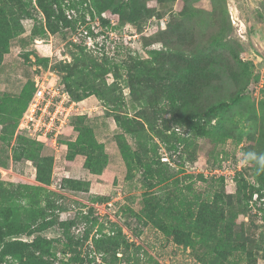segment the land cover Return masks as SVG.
Listing matches in <instances>:
<instances>
[{
	"label": "rangeland",
	"instance_id": "obj_1",
	"mask_svg": "<svg viewBox=\"0 0 264 264\" xmlns=\"http://www.w3.org/2000/svg\"><path fill=\"white\" fill-rule=\"evenodd\" d=\"M25 1L31 17L23 15L24 31L11 41L0 65V103L19 96L28 82L35 84L38 78H54L61 86L55 64L72 61L69 44L73 43L87 46L101 62L107 59L113 67L107 83L118 84L114 95L118 112L130 118L140 116L141 125L132 124L133 134H128L115 121L119 113L107 114L98 97L74 100L80 112L73 118L87 116L97 142L104 146L103 171L87 169L85 156L69 157L67 142L78 136L72 123V131L60 139L59 152L43 145L41 153L54 158L52 184L35 196L25 188L38 185L35 164L24 154L20 160H13L15 150L22 152V138L32 139L17 130L12 136V120L0 114V223L5 220L3 214L12 210L19 217V225L27 228L42 221L31 223V212L25 210L30 205L45 209L52 202L62 208L48 209L46 216H56L59 222L76 220L70 230L71 240L64 239L58 226L31 238L27 234L18 237L31 242L41 235L49 240L51 255L45 258L50 264H78L73 261L77 255L88 256L97 264H264L262 173L255 163L242 162L247 151L264 152V89L251 91L253 74H264V0L151 1L147 7L153 10V16L143 22L141 32L130 23L118 28V16L110 11L103 16L113 18L114 25L104 26L86 6L73 9L70 0H63V9L74 28H64L60 23L58 31L46 35L34 34L46 28L37 0ZM185 12L190 16L186 26L192 33L193 52L206 48L213 38L219 42L213 47L216 51H211L210 62L200 63L201 69L206 66L208 70L192 75L203 90L191 98L194 104L189 112L197 108L203 112L213 104L243 95L232 110L206 118L205 136L196 135L182 121V115L188 112L182 113V107L173 104L168 92L172 79L156 78L150 81L151 88L140 84L135 91L142 88L146 95L133 93L129 87L137 62L150 59V50L169 51L161 43L145 48L142 38L165 31L172 16L182 18ZM160 13L165 14L161 19ZM136 33L138 38H128ZM222 44L235 48L252 65H236ZM37 58L49 59L47 68ZM162 66L173 70L169 64ZM116 69L118 78L114 75ZM157 170L168 179L156 174ZM66 179L88 184V191L68 189ZM146 198L150 200L149 215L144 209ZM199 208L209 218L215 212L220 220L211 232H206L209 225H191H195ZM189 209L193 217L187 215ZM166 225L171 226L170 231L162 229ZM229 226L231 234L227 232ZM119 229L123 230L121 234ZM86 232L90 233L89 240L84 239ZM93 237L103 239L109 250H96ZM227 242L233 248L218 253L220 245ZM11 261L7 258L5 264Z\"/></svg>",
	"mask_w": 264,
	"mask_h": 264
},
{
	"label": "trees",
	"instance_id": "obj_2",
	"mask_svg": "<svg viewBox=\"0 0 264 264\" xmlns=\"http://www.w3.org/2000/svg\"><path fill=\"white\" fill-rule=\"evenodd\" d=\"M151 1H157L159 3L171 2L172 0H70V8L78 9V6H86L90 11L92 16H99L101 22L104 26H111L109 18H105L103 14L106 11H110L113 16H118V28H122L125 23H130L137 26V31L141 32L143 30V22L145 23L153 16V10L149 9L148 3ZM188 1V0H187ZM195 1V0H194ZM213 1V0H212ZM63 0H37L36 4L38 9L43 13L45 18V27L37 29L35 35H46V33L54 34L59 29V24L61 23L64 28H74V22L69 20L63 9ZM28 3L25 0H0V65H2L4 55L9 52L11 41L19 37L23 31L24 27L22 24L23 15L30 16L31 13L27 10ZM186 7H189L188 5ZM79 10V9H78ZM96 12L97 14H95ZM213 11V15H214ZM224 13H227L226 8H224ZM188 12L182 13V18L171 17L170 26L162 32H159L152 37H143V46L145 48L152 47L154 44L161 43L169 48L166 50H150V59L144 60V62H137L135 74L131 75L129 78V87L134 92L142 93L146 95V92L140 88V84H145V86H150V81H156L158 79L170 80L172 79L171 85L169 86V94L173 100V104L177 107H182L187 114L182 115L181 119L184 121L190 129L198 136H205L207 134V117H216L221 112H226L232 110L235 106L239 105L243 100L242 94H237L230 101H221L217 104H213L206 108L203 112L202 109L189 112L192 108L194 102L191 98L196 96V94L201 93L203 88H200V84L196 80L193 74L197 73L198 70H208L205 66L204 69L200 68L201 62H210L211 51H216L215 44H219L217 38H213L212 42H209L208 48L196 49L193 52V44L191 41V31L187 28L186 21L190 18L188 17ZM165 14L160 13L158 17L161 19ZM216 19V17H215ZM223 23H225V17H223ZM223 30V28H221ZM221 34V33H220ZM72 45V46H71ZM224 47L230 51L233 62L239 66L252 65L251 63L245 62L243 58L240 57V52L236 51L235 48L228 46V44H222ZM69 49L72 55V61L63 62L60 61L55 64V68L59 71L60 77V87L67 91L73 100L82 101L88 97L96 96L104 103V108L107 109V114L109 112H118L116 106V98H114L115 93L118 91V84H108L106 77L112 73V66L108 63L107 59L101 62L98 56L90 54L88 47L85 45L69 44ZM214 51V52H215ZM39 64L45 65L47 68L49 64V59L47 58H37ZM170 65L173 70H165L161 65ZM63 73V76L60 73ZM116 78L119 77V69L114 72ZM260 81V73L253 74L251 80V91L253 92L258 87ZM264 87L261 89L263 90ZM152 93V89H149ZM35 92V85L32 82H28L21 94L15 98L8 99L0 103V114L4 115L8 119H11L12 125V136L18 128L19 121L25 109L27 108L33 94ZM179 103V104H177ZM263 104V103H262ZM110 109V110H109ZM140 116H135L130 118L125 116L124 113L116 114L115 121L118 122L124 131L128 134H133L132 124L141 125ZM74 129L78 136L75 141H68L69 157L73 159L77 155H82L86 157L85 167L87 169L94 170L96 172H102L105 166V154L103 153L104 146L99 144L95 138V133L93 126L88 122L87 116H77L72 119ZM66 141V139H63ZM21 145V151L15 150L13 153V160H20L21 156H26L28 160L33 161L36 168L35 180L38 185H27L25 186L27 191L34 192L35 196L42 191H46L45 187L51 186L52 184V174H53V162L54 158L52 155L42 154L41 150L43 144L30 139H23ZM21 154V155H20ZM123 154L127 156L126 151ZM140 159V158H138ZM99 166V167H97ZM99 169V171H97ZM164 177L163 179H168L166 174H163L157 170L156 174ZM262 173L261 182L264 186V172ZM66 187L72 191H88V184L74 179H66L64 181ZM63 184V186L65 187ZM29 198V195L26 196ZM31 200L35 202V198L31 195ZM150 200L146 198L144 200L145 210L150 212L149 203ZM148 206V207H147ZM48 209H62L55 206L54 203L49 202L44 208L30 205L26 208V211L31 212V223L35 220L42 219L38 225L33 224L27 228H22L19 225V217L14 214L12 210H8L6 214H3L5 220L0 223V264H5L7 258H11L12 261L9 264H50L46 260V256L51 255L50 247L51 242L43 236L38 235L31 242L24 241L18 237L27 234L30 238L35 233H41L50 228L58 226L61 230L62 235L65 240L70 237V230L76 225V220H66L58 221V218L54 216L53 218L47 219L46 210ZM90 213H92L93 208H90ZM209 213V212H208ZM193 217L194 214L192 210L189 209L187 214ZM212 218H209L203 208H199V212L195 215L194 223L191 224L194 227L200 225H209L206 232H211L212 226L220 224V220L217 218L215 212L210 214ZM29 225V224H28ZM169 225L163 226V230H169ZM230 226L228 228V233L231 234ZM215 231V230H214ZM213 231V232H214ZM123 232L119 229V234ZM169 234V233H168ZM90 233H85V240H89ZM230 240V238L228 237ZM93 244L96 250L108 251L109 246L104 247L103 239L92 238ZM111 240V243L115 244ZM218 249V253L222 254V250H231L233 247L229 242L223 243ZM223 247V249L221 248ZM225 248L227 250H225ZM37 253H40L37 255ZM74 262L78 264H97L93 259H89L88 256L81 258L80 255L73 258ZM70 264V263H66Z\"/></svg>",
	"mask_w": 264,
	"mask_h": 264
},
{
	"label": "built area",
	"instance_id": "obj_3",
	"mask_svg": "<svg viewBox=\"0 0 264 264\" xmlns=\"http://www.w3.org/2000/svg\"><path fill=\"white\" fill-rule=\"evenodd\" d=\"M114 21L113 18L110 20L111 25H114ZM138 36L136 33L128 38L136 39ZM34 85L35 92L21 116L17 131L59 152L61 137L68 135L73 129L72 119L80 112L79 104L72 100L69 93L62 89L54 78L46 80L38 78ZM263 87L262 73L257 90Z\"/></svg>",
	"mask_w": 264,
	"mask_h": 264
},
{
	"label": "clouds",
	"instance_id": "obj_4",
	"mask_svg": "<svg viewBox=\"0 0 264 264\" xmlns=\"http://www.w3.org/2000/svg\"><path fill=\"white\" fill-rule=\"evenodd\" d=\"M242 162L255 163L259 172H264V152L247 151L243 153Z\"/></svg>",
	"mask_w": 264,
	"mask_h": 264
}]
</instances>
